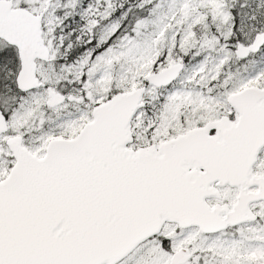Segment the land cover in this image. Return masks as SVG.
Masks as SVG:
<instances>
[{
    "label": "snow or ice",
    "instance_id": "snow-or-ice-1",
    "mask_svg": "<svg viewBox=\"0 0 264 264\" xmlns=\"http://www.w3.org/2000/svg\"><path fill=\"white\" fill-rule=\"evenodd\" d=\"M0 264H264V0H0Z\"/></svg>",
    "mask_w": 264,
    "mask_h": 264
}]
</instances>
